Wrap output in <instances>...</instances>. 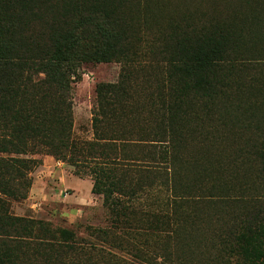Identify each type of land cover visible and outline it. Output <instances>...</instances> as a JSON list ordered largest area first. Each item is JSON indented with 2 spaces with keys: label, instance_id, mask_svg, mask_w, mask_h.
<instances>
[{
  "label": "trees",
  "instance_id": "16d2710c",
  "mask_svg": "<svg viewBox=\"0 0 264 264\" xmlns=\"http://www.w3.org/2000/svg\"><path fill=\"white\" fill-rule=\"evenodd\" d=\"M36 155L91 178L90 240L10 213ZM0 264H264V0H0Z\"/></svg>",
  "mask_w": 264,
  "mask_h": 264
},
{
  "label": "rangeland",
  "instance_id": "374dc122",
  "mask_svg": "<svg viewBox=\"0 0 264 264\" xmlns=\"http://www.w3.org/2000/svg\"><path fill=\"white\" fill-rule=\"evenodd\" d=\"M120 68L117 64L86 65L81 81L73 85V130L75 141L92 138L91 117L95 104V86L115 82ZM39 165L30 173L31 188L25 200L10 201V213L49 222L53 227L76 232L80 239H89L87 227L103 228L107 214L100 197L91 193L92 180L77 174L67 163L51 156L36 155Z\"/></svg>",
  "mask_w": 264,
  "mask_h": 264
}]
</instances>
